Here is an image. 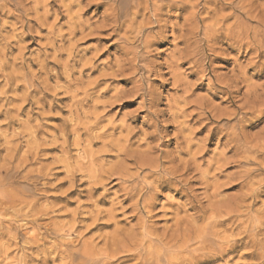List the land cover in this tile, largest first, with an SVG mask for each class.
<instances>
[{"label":"rangeland","instance_id":"1","mask_svg":"<svg viewBox=\"0 0 264 264\" xmlns=\"http://www.w3.org/2000/svg\"><path fill=\"white\" fill-rule=\"evenodd\" d=\"M158 6L153 12L157 23L145 28L146 46L153 51L152 59L160 61L154 66L151 84L161 90L163 101L154 106L166 107L167 97L175 94V85L182 79L181 70L188 62L181 60L172 66L165 62L176 47L175 35L180 33L177 30L171 34L169 27L165 40L163 29L166 22L175 19L172 13H186V7L168 0H159ZM106 7L100 0H6L0 5V174L7 170L29 177L13 180L7 186L11 199H0V264H70L68 257L55 258L56 253L68 255L84 246L94 253L102 252L105 244L117 241L118 228L129 227L121 219L132 212L129 205L133 204V198L125 195V186H131L137 172H148L147 164L156 166L158 157L176 144L175 123L160 125V132L171 139L163 140L159 149L152 147L157 139L154 136L149 135L145 143H140L139 132L127 135L130 128L142 127L145 133L150 132L152 116L146 109L137 111L142 97L132 98V92L139 81L123 63L130 53L110 28L103 27ZM145 17L143 9H137L134 24L143 25ZM180 44L183 45L182 40ZM214 46L223 53L216 57V68L232 72V57L237 56L238 50L220 42ZM253 51L239 55L240 62L248 65L244 70L246 86L239 89V96L228 97V90L221 84L210 89L205 78L194 89L192 107L207 103L219 108L199 119V114L193 113L188 121L194 127L203 124L194 137L203 143L199 148L193 145L192 153L203 162L201 167L214 160L216 167L222 169L216 185L220 196L211 202L210 216L220 214L228 220L242 206L247 209L243 219L249 233L237 231L234 240L241 242L233 248L223 246L215 257L217 264H264V253L252 250L257 244L251 238L253 234L264 238V184L262 187L253 183L264 175V169L255 168V161L242 159L253 154L256 159L264 157V152L258 151L264 148V121L255 127L249 126L253 120L239 121L240 132L251 139L250 150L233 145L223 161L216 156L217 149L233 138L220 124L236 120L230 114L238 106L237 101L247 105L245 117H255L256 112L264 110V100L252 94V90L264 86V64L258 61L249 65ZM158 75L161 78H155ZM188 79L194 81L197 76L189 74ZM130 113L135 115H128V127L115 122ZM114 145H124L125 151L113 150ZM84 152L94 160V167L85 169L79 165L81 170L75 171L77 163L87 162ZM182 155L187 160L188 154ZM143 159L147 164L140 163ZM139 163L147 168H140ZM12 166L19 171L13 172ZM186 168L185 175L192 171ZM248 168L254 170L247 171ZM37 173H44L40 177L42 184L29 183ZM93 173L100 177L91 178ZM85 175L88 179L82 178ZM34 187L40 190L34 191ZM167 187L164 190L171 184ZM157 199L160 204L152 208L158 217L157 234L168 236L176 229V221H165L161 211L164 197L157 194ZM115 201L124 206L125 212L117 209L112 217L109 210ZM252 218L256 220L253 225ZM113 219L118 223L111 222ZM129 219L133 223L137 220L131 216ZM193 224L200 227L197 222ZM251 227L253 233L249 231Z\"/></svg>","mask_w":264,"mask_h":264},{"label":"clouds","instance_id":"2","mask_svg":"<svg viewBox=\"0 0 264 264\" xmlns=\"http://www.w3.org/2000/svg\"><path fill=\"white\" fill-rule=\"evenodd\" d=\"M5 2L6 0H0V5H4ZM100 2L107 6L103 27L110 28L116 34L117 41L130 53L123 63L127 64L129 71L139 81L132 92V98L142 97L137 111L146 109L152 116L153 127L150 132L145 133L142 127L130 128L127 135L131 136L139 132L140 143H145L147 136H154L157 139L152 147L159 149L163 140L171 139L160 132V125L175 123L177 131L174 133L176 138L174 148L158 157V166L143 174L137 172L131 186H125V195L133 198V204L129 205L132 212L121 217L129 227L116 230L118 239L115 243L118 251L106 256L97 250L89 257L88 264H110V262L112 264H217L215 257L218 255V249L229 240L236 239L237 231L240 234L247 232V224L243 219L247 209L242 206L231 220L220 215L210 216V204L220 196L216 185L219 183L218 173L222 169L216 167L214 160L208 161L201 167L203 162L198 161L192 153L193 145L199 148V145L203 143L194 139L198 128L203 127V124L194 127L189 125L188 121L192 119L193 113H198L197 119H199L209 112L215 113L219 108V105L207 103L192 107L194 89L197 85H202L205 78L209 81L210 89L214 90L216 84H221L228 90V97L235 99L239 96V89L246 86L244 70L248 66L240 62L239 55L248 50H254L249 65L256 64L258 61L264 64V0H168L169 3L186 7V13L177 10L172 13L175 19L165 23L163 29L165 36L162 39L166 40L169 27L171 34L175 35L177 30L180 33L175 35L173 43L176 47L169 52V58L165 62L170 66L178 65L181 60L188 63L185 69L181 70L183 75L175 85V94L167 97L166 107L154 106L163 101L161 90L158 87L154 88L151 84L154 66L160 61L152 59L153 51L146 46L148 34L145 33V28H151L154 23H157L153 12L159 0H127L126 4H118L117 0H100ZM141 8L146 13L145 22L137 26L134 24L136 11ZM253 20L257 23L253 24ZM121 31L125 34L121 35ZM217 42L238 50L237 56L232 57L235 64L234 70L230 73L216 68L218 63L216 57L223 54L214 46ZM189 74H195L197 79L189 80ZM155 78L161 77L158 75ZM252 94L264 100V86L252 90ZM237 104L238 106L230 114L236 117V120L232 124L227 121L220 124V127L226 128L233 134V138L223 148L217 149V160L223 161L225 153L233 145L249 150L252 148L251 139L240 132L239 121L253 120L250 127H255L264 121V110L256 112L255 117H245L244 113L249 110L247 105L240 104L239 101ZM261 108L264 109V105ZM128 115H135V113L126 114L122 121L115 122L128 127L126 124ZM112 119L115 120V117ZM258 151L264 152V148ZM161 152H163L162 149ZM182 153L188 154L187 160ZM196 155H199V152ZM242 159L255 161V168L264 169V157L256 159V154H253L245 155ZM12 167L13 172L19 171L15 166ZM185 167L192 169L187 175L184 174ZM74 170H81L79 163ZM253 170L254 168L247 169V171ZM43 175L44 173L35 174L29 183L42 184L40 177ZM82 178L88 179V176L85 175ZM28 179L27 174L16 176L5 170L4 174H0V199H11L12 193L7 186L13 180ZM125 179H132V177H125ZM167 181H174V183L168 190H164V182ZM190 181H198V183H190ZM157 182H161L160 187H156ZM253 183L254 185L264 184V175L260 176L259 181ZM50 186L55 187V184ZM33 190L40 189L34 187ZM157 194L164 197L161 211L165 221L169 218L174 221L177 218L181 221H195L203 229L202 233L198 235L193 231L186 242L175 238L161 239L157 234L159 225L156 224V219L158 217L148 207L149 202L153 207L160 204ZM89 202L94 203L91 200ZM117 209L125 212L124 206L119 201H115L113 208L109 210L112 217H115ZM12 211L18 213V209L13 208ZM129 216L136 217V222L133 223ZM221 220H226V226L220 223ZM111 222L118 223L114 219ZM251 238L257 244L259 251L264 253V238H257L254 235ZM108 246L112 247L111 241ZM121 248L123 250H120ZM253 250L255 251L256 248Z\"/></svg>","mask_w":264,"mask_h":264},{"label":"bare ground","instance_id":"3","mask_svg":"<svg viewBox=\"0 0 264 264\" xmlns=\"http://www.w3.org/2000/svg\"><path fill=\"white\" fill-rule=\"evenodd\" d=\"M163 1V0H162ZM117 2H118V4H126L127 3V0H117ZM169 3V2H168ZM165 4V3H164ZM159 7V6H158ZM159 9V8H158ZM156 13V12H155ZM158 13V12H157ZM157 17V16H156ZM159 18V17H158ZM256 21V20H255ZM254 20L252 21V23L253 22H255ZM257 23V22H256ZM232 139V138H231ZM116 141V140H115ZM114 148L116 149V151H118V152H124L125 151V146L124 145H114L113 146V150H114ZM141 156H143L142 154H141ZM83 159L85 160H87V162L86 163H83V162H81V163H79V165H80V167L81 168H85V169H92V167H94L93 165V162H94V160L91 158V156H89L86 152H84V157H83ZM144 160V159H143ZM146 163L147 164V162H146V159L144 160V161H141L140 163ZM150 162V161H149ZM139 163V167H140V164ZM146 164H143L142 166H144V165H146ZM148 165V167H149V171L152 169V168H155V167H157L158 166V162L156 161V166H154V167H152V164L150 165V164H147ZM147 165L146 166H144V167H146L147 168ZM141 166V167H142ZM140 167V168H141ZM187 169V168H186ZM95 170H93V172H94ZM110 171V170H109ZM148 171V172H149ZM91 172V171H90ZM184 172H185V169H184ZM109 173H111V172H109ZM187 174H188V172H187ZM111 175V174H110ZM119 175V174H118ZM96 177H100V175L99 174H91V178H96ZM172 183H174V181H167V182H164V184H165V187H167V185H169V184H172ZM261 185V184H260ZM161 186V182L159 183V185L157 186V187H160ZM262 186V185H261ZM263 187V186H262ZM168 188V187H167ZM253 188V187H252ZM258 189V188H257ZM253 192V191H252ZM251 192V193H252ZM249 195V194H248ZM132 198L131 196H128V198ZM148 207H149V210L150 211H152V208H153V206H152V204H151V202H149V205H148ZM217 211V210H216ZM229 212V211H228ZM228 214V213H227ZM218 215H220V214H218ZM233 215V214H232ZM211 216H217V214H212ZM221 216V215H220ZM229 217V216H228ZM251 217L252 216H250V219H251ZM230 218H232V217H229L228 218V220L230 219ZM248 218V217H247ZM248 220V219H247ZM172 221V220H171ZM174 221V220H173ZM176 221V229L174 230V232H172V234H170V235H168V236H166V235H163L162 237H161V239H163V240H169V239H171V238H175V239H177L178 241H187V239H188V237H189V235L194 231V232H196L198 235L199 234H201L202 233V231H203V229L201 228V227H198V226H196V225H194L193 223H196L195 221H193V222H187V221H181L180 219H176L175 220ZM250 221V220H249ZM256 220H254V218H252V220L250 221L251 223H252V225H253V222H255ZM225 220H223V221H220V223L222 224V225H224L225 224ZM246 222V221H245ZM174 223V222H173ZM246 224H248V223H246ZM250 224V223H249ZM173 225V224H172ZM255 227H256V225H254ZM175 228V227H174ZM172 229V228H171ZM254 230V227H251V229L249 230L250 232H252ZM247 233H249V232H247ZM253 233V232H252ZM258 234V233H257ZM245 235V234H244ZM248 235H250V234H248ZM252 235V234H251ZM254 235V234H253ZM241 236V235H240ZM243 236V235H242ZM256 237V236H255ZM248 238H250V237H248ZM252 240V239H251ZM243 241V240H242ZM252 241H254V240H252ZM114 242V243H113ZM113 242H112V247L111 248H109V242L107 243V244H105V248L103 249V254L104 255H112V254H115V252H117V248H116V240L114 241L113 240ZM239 242H241L239 239L238 240H229L228 242H226L223 246H226V247H231V248H233V247H235ZM246 243V242H245ZM249 243V242H248ZM251 243V242H250ZM249 243V245H251ZM240 245V244H239ZM244 245H246V244H244ZM253 245V244H252ZM251 245V246H252ZM84 246V245H83ZM223 246L220 248V249H218V252H221L220 250L223 248ZM247 247H249V246H247ZM253 247H254V245H253ZM245 248H246V246H245ZM256 248H257V246H256ZM229 249V248H228ZM254 248H252V250H253ZM55 250V249H54ZM94 250V249H93ZM121 250H123V249H121ZM55 251H57V250H55ZM74 251H75V249H74ZM256 251H259V250H257L256 249ZM222 252H225V251H222ZM250 253H252V252H250ZM258 253V252H257ZM55 254V253H54ZM67 254V253H66ZM64 252H62V251H58L57 253H56V257L55 258H58L59 260H62V259H64V258H69L70 260H69V262H70V264H81V262H82V264H88V259H89V257L90 256H92L93 254H95L90 248H88L87 246H84V247H82L81 249H79V250H77V252H73V253H69L68 255H66ZM249 255V254H248ZM255 255V254H254ZM257 255V254H256ZM259 255V254H258ZM257 255V256H258ZM264 255V254H263ZM55 256V255H54ZM53 256V257H54ZM259 256H262V254H260ZM220 257H221V255H220ZM257 258V257H256ZM259 259H262V258H259Z\"/></svg>","mask_w":264,"mask_h":264}]
</instances>
